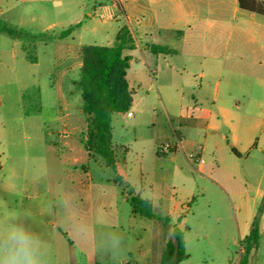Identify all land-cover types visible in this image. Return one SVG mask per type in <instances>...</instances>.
<instances>
[{"label": "rangeland", "instance_id": "rangeland-1", "mask_svg": "<svg viewBox=\"0 0 264 264\" xmlns=\"http://www.w3.org/2000/svg\"><path fill=\"white\" fill-rule=\"evenodd\" d=\"M113 14L117 9L111 0H0L2 22L30 34L43 33L24 40L0 32V217L20 214L21 222L49 241L52 264H115L109 254L80 244L62 206L66 197L72 198L75 212L97 241L108 232L124 237L129 251L119 264H159L174 227L182 231L188 255L179 264H241L244 238L256 221L261 239L246 264H264V201L258 200V213L252 217L255 193L264 194V106L252 101L236 112V148L250 150L247 157H232L236 177L228 186L187 157L201 153L203 140L194 132L183 133L191 140L187 150L159 151L160 145L171 144L169 124L178 129V124L199 121L195 113L206 117L208 108L177 107L178 95L163 94L154 77L128 74L135 91V106L129 109L133 116H114L111 142L127 147L126 182L135 194L152 198L153 219L134 213L119 188L107 181L112 173L87 157L86 116L76 84L77 47L110 45L119 27L110 18ZM226 18L237 27V37L264 42V15L238 9ZM79 20L80 27L57 38ZM242 26L245 32L238 31ZM248 65L251 95L264 99V83H255L264 79V62ZM221 131L227 133L226 126ZM212 145L206 143L202 152L204 165L211 162ZM220 156L229 164L228 151Z\"/></svg>", "mask_w": 264, "mask_h": 264}, {"label": "crops", "instance_id": "crops-1", "mask_svg": "<svg viewBox=\"0 0 264 264\" xmlns=\"http://www.w3.org/2000/svg\"><path fill=\"white\" fill-rule=\"evenodd\" d=\"M111 6L117 9V14L110 16L119 24L117 31L121 25H127L134 40V48L124 52L130 56L127 77L129 73L154 77L153 84L163 94L178 95L175 101L177 107L190 106L199 112L208 108L206 117L195 113L199 121H188L183 126L178 124V129L169 124L171 144L181 140V150H187L191 140L183 133L190 131L200 136L203 145L196 162L198 170H205L222 184L231 185L232 178L236 177V173L230 169L232 157L242 158V153L247 157L250 150V146L236 148L239 141L236 136V112L252 101L255 105L264 106L262 97H252V79L245 70L248 64L262 65L264 42L241 38V34L237 37V27L226 18L228 12L234 15L240 9L237 0H111ZM91 8L95 10V5ZM77 23H80V27L82 21L71 25ZM238 31L245 32L244 26ZM223 33L226 36L221 40L218 37ZM152 46H159L162 51L153 53ZM80 47H77L78 50ZM255 83L260 86L264 79L258 77ZM130 86L134 93L133 86ZM260 91L264 93L262 89ZM185 97L187 101L182 103ZM160 101L168 115L161 98ZM134 104L132 95L130 107H134ZM125 113H115L112 120L119 114L129 118L133 116L132 112L130 116ZM245 120L243 118L239 122ZM222 126H226L227 133L221 131ZM209 142L210 145L213 143L212 151L208 154L211 162L204 165L202 152L206 151V143ZM177 149H172L171 153L177 152ZM222 151L230 153L227 159L229 164L223 163L226 158L220 156ZM262 198L264 194L255 193L252 200L253 218L258 213V200ZM260 218H264V214ZM259 233L261 239L260 229Z\"/></svg>", "mask_w": 264, "mask_h": 264}, {"label": "trees", "instance_id": "trees-1", "mask_svg": "<svg viewBox=\"0 0 264 264\" xmlns=\"http://www.w3.org/2000/svg\"><path fill=\"white\" fill-rule=\"evenodd\" d=\"M237 5L245 11L264 15V0H237ZM79 25L80 23L68 26L60 31L57 38L67 37ZM0 32L14 39L24 40H34L43 36V33L30 34L16 30L1 20ZM133 48L134 40L125 24L120 26L110 45H82L79 48L81 64L76 84L82 99L81 109L86 116L83 148L89 159L98 162L112 173V177L107 181L119 188L132 211L145 218L153 219L155 215L151 203L146 204L126 182L123 168L126 166L127 147L113 145L111 142L113 115L128 111L132 103L133 89L127 80L130 56L124 52ZM151 51L157 53L162 51V48L152 46ZM29 61L34 63L35 58H29ZM25 115H29V112H25ZM232 152L237 154L233 149ZM259 239V229L256 221H253L244 238L241 264H246L251 252L258 247ZM187 257L182 231L174 227L171 229V238L164 243L159 264H179Z\"/></svg>", "mask_w": 264, "mask_h": 264}, {"label": "clouds", "instance_id": "clouds-1", "mask_svg": "<svg viewBox=\"0 0 264 264\" xmlns=\"http://www.w3.org/2000/svg\"><path fill=\"white\" fill-rule=\"evenodd\" d=\"M141 199L146 204L152 203L150 197L142 195ZM62 206L66 211L69 228L80 244L86 250L95 248L109 254L115 264H119L129 251L124 237L116 232H108L97 241L88 222L75 212L72 198L66 197ZM0 264H52V248L49 241L21 222L20 214L11 213L7 218L0 217Z\"/></svg>", "mask_w": 264, "mask_h": 264}, {"label": "built area", "instance_id": "built-area-1", "mask_svg": "<svg viewBox=\"0 0 264 264\" xmlns=\"http://www.w3.org/2000/svg\"><path fill=\"white\" fill-rule=\"evenodd\" d=\"M126 115L127 116H130L131 115V112L130 111H126ZM174 148H181V144H180V141L178 140L175 144H162L159 146V151L160 152H165V151H169V150H172ZM201 150V147L199 148ZM187 157L189 159H194L195 162H197L199 160V155H194L193 153H189L187 155Z\"/></svg>", "mask_w": 264, "mask_h": 264}]
</instances>
